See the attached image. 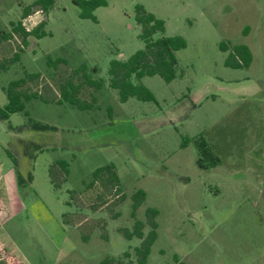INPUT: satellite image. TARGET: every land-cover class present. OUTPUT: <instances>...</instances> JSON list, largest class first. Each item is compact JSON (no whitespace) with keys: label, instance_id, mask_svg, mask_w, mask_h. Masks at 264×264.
<instances>
[{"label":"rangeland","instance_id":"1","mask_svg":"<svg viewBox=\"0 0 264 264\" xmlns=\"http://www.w3.org/2000/svg\"><path fill=\"white\" fill-rule=\"evenodd\" d=\"M33 1L0 0V60L18 50L0 68V106L6 85L26 73H40L26 85L42 94L0 117V264H99L125 250L123 264H137L141 237L122 229L139 220L145 236L148 208L156 209L157 235L145 264H264V0H106L94 17L54 0L46 14L31 12L45 19L43 33L23 46L9 32ZM136 4L186 44L175 51L171 80L132 76L154 98L121 100L108 66L144 44ZM221 41L247 44L249 64H226ZM76 69L101 80L81 89L83 109L59 94ZM200 133L219 157L214 165L196 162ZM105 164L118 189L91 184Z\"/></svg>","mask_w":264,"mask_h":264},{"label":"trees","instance_id":"2","mask_svg":"<svg viewBox=\"0 0 264 264\" xmlns=\"http://www.w3.org/2000/svg\"><path fill=\"white\" fill-rule=\"evenodd\" d=\"M54 0H34L32 3L23 7L20 18L11 25V32L16 33L21 38V43L25 46L30 36H39L43 33V25L45 19H40L29 30L25 29L22 20L31 12L41 9L46 14ZM79 8L81 17H94L93 10L99 6L106 4V0H72ZM136 21L140 25V36L144 42L143 46L133 51L127 58H112L108 66V81L109 85L117 88L121 100H126L129 96H136L141 99L154 98L149 88L141 81L133 82L132 76L141 78L143 75L159 74L166 81L171 80L177 75V58L175 51L184 47L186 41L180 34L166 35L164 34V20L157 17L154 13L146 10L141 4H136ZM154 32H159L160 35L153 37ZM5 36V35H4ZM222 49H230V53L226 58V64L232 66L248 65L252 58V52L249 46L245 43H235L230 45L225 41L220 42ZM22 49L21 47L18 48ZM18 58V50L5 59L0 60V68L6 67L7 63ZM79 69L73 70L59 82L60 98L68 100L70 103L79 108H87L89 103L78 97L81 89L84 86L97 88L101 85V80L90 77L86 72ZM40 76L38 72L26 73L24 76L11 80L5 87L7 102L4 106H0V117L6 118L10 112L24 109L25 101L32 97H42L39 89L31 90L26 83L30 80H36ZM46 99V98H44ZM57 101H60L58 99ZM197 148L196 162L200 167H208L219 161V157L213 152V149L203 133L198 134L193 138ZM16 162V159H15ZM17 164V162H16ZM61 172L67 171V162L65 160H57ZM51 181L56 183V177L53 173V167L50 168ZM99 183L100 185H108L109 188L115 187L118 189V177L112 164L98 166L93 170V180L91 184ZM144 191L139 189L135 193L133 209L143 200ZM99 195V194H98ZM148 221L151 224V229L144 236L143 222L136 220L132 230L122 229L123 233L130 237L136 235L141 237L140 244L134 247V253L137 264H145L150 251V247L156 238V221L154 214L155 208L147 209ZM134 213V211H133ZM2 214V205L0 204V216ZM129 256V251L125 250L121 257L106 256L101 259L99 264H123V258ZM132 259H128L125 264H132ZM18 264H23L18 262ZM180 264H185L180 262Z\"/></svg>","mask_w":264,"mask_h":264},{"label":"built area","instance_id":"3","mask_svg":"<svg viewBox=\"0 0 264 264\" xmlns=\"http://www.w3.org/2000/svg\"><path fill=\"white\" fill-rule=\"evenodd\" d=\"M35 11H42L41 9H37ZM38 21H36L32 14H28L26 17L23 18L22 24L24 25L25 29L29 30L32 28Z\"/></svg>","mask_w":264,"mask_h":264}]
</instances>
